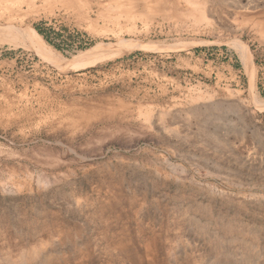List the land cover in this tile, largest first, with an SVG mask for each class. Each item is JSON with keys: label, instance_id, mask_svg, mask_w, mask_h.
Segmentation results:
<instances>
[{"label": "rangeland", "instance_id": "obj_1", "mask_svg": "<svg viewBox=\"0 0 264 264\" xmlns=\"http://www.w3.org/2000/svg\"><path fill=\"white\" fill-rule=\"evenodd\" d=\"M0 264H264V0H0Z\"/></svg>", "mask_w": 264, "mask_h": 264}, {"label": "bare ground", "instance_id": "obj_2", "mask_svg": "<svg viewBox=\"0 0 264 264\" xmlns=\"http://www.w3.org/2000/svg\"><path fill=\"white\" fill-rule=\"evenodd\" d=\"M162 1V0H161ZM149 6H150V4H149ZM145 7H147V6H145ZM33 37V36H32ZM34 38V37H33ZM37 40V39H36ZM44 49V48H43ZM242 51V57L245 59L246 58V55H245V53H244V51L243 50H241Z\"/></svg>", "mask_w": 264, "mask_h": 264}]
</instances>
